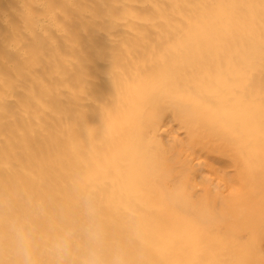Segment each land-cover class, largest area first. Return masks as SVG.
I'll list each match as a JSON object with an SVG mask.
<instances>
[{"label":"bare ground","instance_id":"bare-ground-1","mask_svg":"<svg viewBox=\"0 0 264 264\" xmlns=\"http://www.w3.org/2000/svg\"><path fill=\"white\" fill-rule=\"evenodd\" d=\"M86 202L126 264H264V0H0V264Z\"/></svg>","mask_w":264,"mask_h":264},{"label":"clouds","instance_id":"clouds-1","mask_svg":"<svg viewBox=\"0 0 264 264\" xmlns=\"http://www.w3.org/2000/svg\"><path fill=\"white\" fill-rule=\"evenodd\" d=\"M87 223L80 232L84 245L77 255V234L74 229H66L51 244L50 253L57 264H126L123 250L114 246L109 251L102 225L96 218V210L86 202ZM15 250L20 264H35L32 236L24 225H13Z\"/></svg>","mask_w":264,"mask_h":264}]
</instances>
